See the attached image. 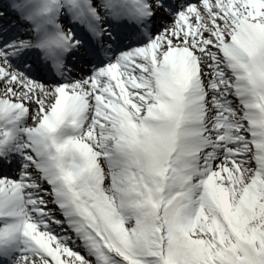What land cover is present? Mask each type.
I'll use <instances>...</instances> for the list:
<instances>
[{"label":"snow or ice","instance_id":"obj_1","mask_svg":"<svg viewBox=\"0 0 264 264\" xmlns=\"http://www.w3.org/2000/svg\"><path fill=\"white\" fill-rule=\"evenodd\" d=\"M0 264H264V0H0Z\"/></svg>","mask_w":264,"mask_h":264}]
</instances>
